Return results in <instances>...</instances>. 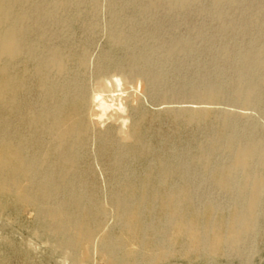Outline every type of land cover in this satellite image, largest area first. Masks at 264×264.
Wrapping results in <instances>:
<instances>
[{
	"label": "rangeland",
	"instance_id": "rangeland-1",
	"mask_svg": "<svg viewBox=\"0 0 264 264\" xmlns=\"http://www.w3.org/2000/svg\"><path fill=\"white\" fill-rule=\"evenodd\" d=\"M47 1L50 0L36 2L47 6ZM88 5L84 0L83 7L80 4L78 10L70 11V27L57 17H48L45 31L32 29L29 36H46L45 43L70 53L68 65L89 91L99 82L105 83L104 77L113 73L122 79L123 97L127 93L122 102L126 111L121 113L115 108L99 122L87 125L86 153L81 156L84 159L72 182L85 194H93L91 199L102 213L101 223L89 242L77 249V261H73L70 252L51 241V233L37 221L36 205L18 203L11 194L0 195V264H113V258L100 249L107 237L122 242L117 257L139 254L136 264H264V193L253 210L254 225L244 231L239 242L222 244L216 237L228 233L227 223L234 214L243 180L232 179L228 182L231 187L224 192L217 186V175L203 171L195 160L200 152L209 150L212 168L219 169L218 166H228L235 141L263 140L256 142L259 145L264 142V69L252 61L241 65L244 54H254L264 47V0L223 1L217 6L213 0H193L186 12L167 4H162L163 8L149 7L148 0H96L94 6ZM244 23L249 25L248 31H244ZM110 36L117 37V46L111 45ZM79 50L86 54L83 68L74 65ZM155 75L160 76L156 84L150 77ZM241 80L253 88L247 104L234 97ZM24 82V108H33L35 80L28 73ZM213 91L219 95L204 97ZM1 112L0 128L4 120ZM227 120L229 125L223 127ZM17 131L25 139L28 154L34 153L28 125H18ZM170 168L172 175L166 178ZM155 173L163 176L167 185L188 194L180 196L181 209L184 216L191 218L195 210L199 212L193 224L202 228L209 217L220 221V227L205 229L208 237L201 248L193 247L188 238L177 237L171 227L161 231L165 215L159 204L137 214L144 224L151 223L149 228L128 230L122 226L123 218L119 216L124 205L114 199L115 195L121 194L126 185L157 188L159 179ZM132 207L136 208L137 203ZM70 211L81 223L84 221L85 213L75 206ZM149 256L155 259L149 261Z\"/></svg>",
	"mask_w": 264,
	"mask_h": 264
},
{
	"label": "bare ground",
	"instance_id": "bare-ground-1",
	"mask_svg": "<svg viewBox=\"0 0 264 264\" xmlns=\"http://www.w3.org/2000/svg\"><path fill=\"white\" fill-rule=\"evenodd\" d=\"M36 1L0 0V111L4 114L3 124L0 128V195L11 194L18 203L36 205L37 221L42 222L44 227L51 233L49 237L51 241L59 243L70 252L71 256H69L71 260L77 261V249L89 242L93 231L99 227L102 220V213L97 207L98 203L96 204L94 199H91L94 198L93 194H85L80 190L82 189L80 186L75 188L72 184L79 171L80 160L84 159V157L81 159V156L86 153L83 152V149L86 143L87 125L99 122L109 111H114L115 108L117 111L125 113L126 104L122 102L125 101L124 97L127 93L123 97L125 89L122 88V79L118 78L116 76L118 74L114 75V73L112 76L104 77V80L101 75V79L105 83L99 82L94 89L89 91L83 84L82 78L76 77L74 69L72 70L69 67L70 53H67L61 46L55 47L45 43L43 37L46 36H29V32L32 29L44 32V21L48 17H52V19L57 17L66 27H70L73 18L70 11L77 9L76 7L80 4L82 6L84 0H50L49 2L47 1V6L43 5L44 7ZM86 1L91 6H94L96 3V0ZM148 1L149 7H161L162 4H167L169 6H178L185 12L193 2V0ZM223 1L231 2L232 0H213V3L217 6ZM91 14L93 13L91 12ZM115 25L113 23L112 27ZM244 26V31H248L249 25H245L244 23ZM115 28H113L114 32ZM88 29L90 30V26ZM88 29L86 30L88 31ZM85 33L87 32L85 31ZM245 33L244 35H246ZM116 36H110L112 46L118 45ZM175 47L173 46L174 49ZM241 49L243 50L242 45ZM246 49L244 47L245 51ZM248 52L243 55L241 65L243 66L246 62L252 61L257 65V68L262 67L264 69V47L258 49L255 53L253 52L254 54L251 52L249 54ZM74 61L76 67H85V51H80ZM106 65L104 67L102 65L101 67L105 68ZM111 68L113 67L111 66ZM28 73L32 75L36 84L35 90L33 91L32 89L33 93L35 92L36 94H34L36 98L33 101L36 108L33 105V108L25 109L22 100L27 84L24 82V76ZM78 73L80 72L78 71ZM145 76L147 74L144 75V79ZM150 77L154 84L160 81L159 75ZM262 78H264V70ZM236 86L234 90L236 100H241L246 104L249 103L250 96L253 93L252 85L241 80ZM140 89L141 86H139ZM134 91L133 93H136V89ZM214 91L204 94V97L218 96L219 94ZM105 93L110 94V96H105ZM110 114L112 115V112ZM122 121L124 125L125 122L124 120ZM22 123L28 125L32 134V143L33 147H35V151L32 154H28L25 139L17 131L18 125ZM228 125V120L223 123V127H227ZM255 141L253 140V142ZM256 142L235 141L232 145V154L228 166H218L219 169L212 168L209 160V150H203L195 158L201 164L203 171L217 175V186L224 192H227V189L231 187L228 182H232V179L240 177L243 180L239 197H237V202L234 205V214L227 223L228 233L225 236L216 237V241L219 240L222 244L227 245L239 242L244 236V231L255 223L253 210L259 205L260 197L264 193V142L261 145ZM123 154L125 155L126 153ZM186 162L184 161V163ZM170 164H168L170 165L169 167H172L173 164ZM180 165L178 164V166ZM180 167L184 169L182 165ZM172 171V168L168 170L166 178L172 175ZM181 171L180 173H182ZM162 178L163 176L158 177L159 184L157 188L152 189L148 184L139 185L136 188L126 185L122 189L121 194L115 195L114 199L122 202L124 205L120 209L119 216L120 219L123 218L121 221L123 223L122 226L128 230H144L146 227L149 228L151 223L148 225L144 224L145 222L143 223L138 219L137 214L139 216L147 206L150 208L159 204L161 211L165 215L161 224V231L167 227H171L175 230L177 237L188 238L193 247L201 248L208 237L205 229L220 227V221L209 217L206 221L207 223L201 226L202 228L193 224V220H197L199 212H195V210L192 214L194 217L191 218L189 215L187 217L184 216L181 209L182 201L180 196L188 194L176 190L177 188L174 189L170 184L167 185L162 181ZM23 182H26V184L24 185ZM235 195L237 196V194ZM96 200L98 201V199ZM135 203H137V207L133 208L132 206ZM74 206L81 213H85L83 215L85 219L82 223L71 214L70 208ZM210 207L212 210L215 209L212 206ZM127 212L129 214L123 217V214ZM159 237L160 235H158ZM121 247L122 242L120 240L107 237L102 241L100 249L106 256L113 258V264H136L140 258L139 254L126 253L124 257H117L118 251H121ZM84 257H87L86 253H84ZM146 258L149 261L155 259L150 256Z\"/></svg>",
	"mask_w": 264,
	"mask_h": 264
}]
</instances>
